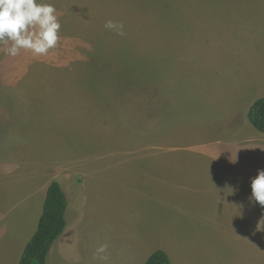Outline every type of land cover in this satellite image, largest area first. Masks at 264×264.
<instances>
[{
	"label": "rangeland",
	"instance_id": "obj_1",
	"mask_svg": "<svg viewBox=\"0 0 264 264\" xmlns=\"http://www.w3.org/2000/svg\"><path fill=\"white\" fill-rule=\"evenodd\" d=\"M44 2L58 45L0 52V264H19L52 182L69 230L47 264L159 250L171 264H264L251 199L264 134L248 119L264 98V0Z\"/></svg>",
	"mask_w": 264,
	"mask_h": 264
},
{
	"label": "clouds",
	"instance_id": "obj_2",
	"mask_svg": "<svg viewBox=\"0 0 264 264\" xmlns=\"http://www.w3.org/2000/svg\"><path fill=\"white\" fill-rule=\"evenodd\" d=\"M104 27L118 36L125 35L121 22L108 20ZM60 29L57 9L52 3L44 0H0V52L5 56L17 57L21 50L38 56L47 55L58 45ZM251 190V199L264 207V170H259L251 180ZM260 230H264V218L258 222L257 231ZM106 251L107 245H101L97 254ZM100 259L106 260L107 257L100 255Z\"/></svg>",
	"mask_w": 264,
	"mask_h": 264
},
{
	"label": "trees",
	"instance_id": "obj_3",
	"mask_svg": "<svg viewBox=\"0 0 264 264\" xmlns=\"http://www.w3.org/2000/svg\"><path fill=\"white\" fill-rule=\"evenodd\" d=\"M248 119L259 133L264 134V98L256 101L248 113ZM68 201L58 182H52L46 192L42 216L36 232L24 249L19 264H46L53 244L66 229ZM145 264H171L168 255L156 251Z\"/></svg>",
	"mask_w": 264,
	"mask_h": 264
},
{
	"label": "crops",
	"instance_id": "obj_4",
	"mask_svg": "<svg viewBox=\"0 0 264 264\" xmlns=\"http://www.w3.org/2000/svg\"><path fill=\"white\" fill-rule=\"evenodd\" d=\"M226 177H229V176H226ZM58 183H60V185H61V187H62V189L64 188L63 186H62V184H61V182H58ZM63 191H64V193H65V189H63ZM65 195H66V193H65ZM45 197H46V195H45ZM66 198H67V196H66ZM45 201V200H44ZM67 201H68V199H67ZM43 212V211H42ZM3 213H5L4 211H3ZM41 216H42V214H41ZM40 216V217H41ZM4 217V214L3 215H1L0 216V219H2ZM39 220H40V218H39ZM39 223V222H38ZM38 227V226H37ZM66 227H67V230H66V234H67V232H68V230H69V226H67V222H66ZM25 230H26V220H25V217H23V221H22V231H21V233H24L25 232ZM36 230H37V228H34L33 230H32V232L31 233H33V235H34V233L36 232ZM65 232V231H64ZM73 232L75 233V235L78 237V239L80 240L81 239V236L82 235H85L86 236V234H87V232L88 231H84V232H78L76 229L74 230L73 229ZM63 235V234H62ZM61 235V236H62ZM60 236V237H61ZM33 237V236H32ZM31 237V238H32ZM28 238V237H27ZM59 239V238H58ZM31 240V239H30ZM29 240V241H30ZM26 242H27V239L25 240ZM28 244V243H27ZM54 245V244H53ZM23 246H25V248H26V246L27 245H23ZM73 246H74V244H73ZM24 248V249H25ZM52 248H53V246H52ZM51 248V249H52ZM51 251V250H50ZM50 253V252H49ZM49 256V255H48ZM149 258V257H148ZM48 261V260H47ZM47 264V263H46Z\"/></svg>",
	"mask_w": 264,
	"mask_h": 264
}]
</instances>
